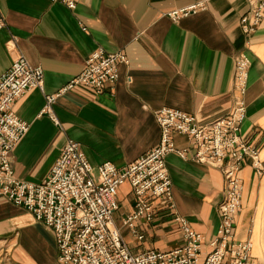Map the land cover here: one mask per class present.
I'll return each mask as SVG.
<instances>
[{
	"label": "crops",
	"instance_id": "crops-1",
	"mask_svg": "<svg viewBox=\"0 0 264 264\" xmlns=\"http://www.w3.org/2000/svg\"><path fill=\"white\" fill-rule=\"evenodd\" d=\"M194 3L202 5L178 19L169 15ZM248 10V0H80L73 9L51 0H0L5 19L0 75L15 54L11 41L31 64L43 67V89L33 87L13 103L16 114L29 123L12 150L14 174L42 181L66 137L79 142L93 165L110 160L122 167L159 143V108L186 110L206 124L227 115L243 98L247 112L241 134L259 150L263 170L245 159L235 232L238 238L252 239L249 264H264V16L249 36L240 22ZM97 47L127 55L115 82L100 93L85 85L63 93L53 103L59 124L40 114L44 94L77 74ZM243 53L250 66L246 92L240 94L234 87L235 58ZM174 139L189 151L187 158L176 152L166 155L174 208L162 196H148L153 218H140L129 227L123 218L135 208L134 194L128 181L118 187L113 223L133 253L184 243L174 209L207 242L217 234L224 175L218 167L191 158L196 143L188 135L175 133ZM0 264H58L52 228L2 195Z\"/></svg>",
	"mask_w": 264,
	"mask_h": 264
},
{
	"label": "built area",
	"instance_id": "built-area-1",
	"mask_svg": "<svg viewBox=\"0 0 264 264\" xmlns=\"http://www.w3.org/2000/svg\"><path fill=\"white\" fill-rule=\"evenodd\" d=\"M75 8L80 0H51ZM249 10L240 17L243 31L251 35L264 16V0H248ZM202 4L174 8L169 15L178 19ZM5 19L0 12V27ZM11 41L14 57L0 75V195L30 211L34 218L54 232L58 264H249L252 261L251 238L236 236V216L242 207L240 170L247 157L262 172L259 150L241 134L246 117V103L238 98L227 115L209 123H200L186 110L163 106L156 111L161 127L160 141L122 167L110 160L93 165L79 142L66 137L47 176L40 182L19 179L11 166L12 150L25 134L29 123L13 109L14 101L33 87L43 89V67L31 64ZM122 50L93 49L85 58L83 68L53 92L44 94L40 114L58 123L53 103L66 91L81 85L95 93L112 85L118 77V66L127 63ZM250 58H235L234 87L240 94L248 86ZM175 133L186 134L196 143L191 158L218 167L225 179V196L219 204L220 222L216 236L207 242L205 235L194 229L188 219L175 209L185 241L172 249H148L133 253L120 230L113 223L118 207L117 190L128 181L134 194L135 208L123 222L134 227L140 218L151 220L155 208L148 196L164 197L172 208L173 182L166 155L176 152L188 157V147L177 145ZM142 237V235H140ZM209 249L203 254L204 244Z\"/></svg>",
	"mask_w": 264,
	"mask_h": 264
}]
</instances>
